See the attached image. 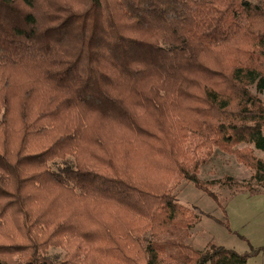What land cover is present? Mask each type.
<instances>
[{
  "label": "trees",
  "instance_id": "obj_1",
  "mask_svg": "<svg viewBox=\"0 0 264 264\" xmlns=\"http://www.w3.org/2000/svg\"><path fill=\"white\" fill-rule=\"evenodd\" d=\"M262 92L264 0H0V225L9 213L12 228L23 227L31 241L28 258L16 262L7 255L29 245L0 244V264H72L39 254L35 238L66 215L62 226L94 244L88 227L97 205L146 219L128 222L112 211L118 236L99 223L116 264L133 262L131 242L144 264H246L250 253L210 243L198 250L176 242L168 255L143 229L199 222L203 213L172 194L180 178L225 213L213 182L197 175L214 148L253 170L237 190L264 192V160L251 150H264ZM101 123L125 129L130 140L111 143L110 152ZM154 130L165 142H145ZM80 142L97 146L88 147L90 159L107 172L80 160ZM142 146L154 166L146 178L131 172ZM220 183L237 185L231 176Z\"/></svg>",
  "mask_w": 264,
  "mask_h": 264
},
{
  "label": "rangeland",
  "instance_id": "obj_2",
  "mask_svg": "<svg viewBox=\"0 0 264 264\" xmlns=\"http://www.w3.org/2000/svg\"><path fill=\"white\" fill-rule=\"evenodd\" d=\"M23 80L21 74L15 76V82H23L22 84H24L26 81ZM26 85L27 84L24 86ZM251 90L254 92V88H251ZM259 96L264 101V92L259 94ZM101 125L103 126V135H106L110 139L106 145L110 152L112 150L111 143L117 144L120 148L119 144H123V137L130 140V137L122 132L125 131V129L122 128V130H119L116 126L112 127L113 123H101ZM93 127H96V123L93 124ZM59 133H61V131L56 130V135ZM154 134L153 137L146 136V138H144L145 142L154 143V146H156L155 143L159 144L165 142L164 140L161 142L156 141L157 137H162L157 130H154ZM104 142H106V138ZM84 144L82 142L79 144V146H83V152L80 153V160L85 163L90 162L92 166L95 165V167L101 168L103 171L105 170V172H107L108 166L106 164H98L95 162V159H90L92 152L89 148L98 150L97 146ZM164 145L162 146L164 147ZM243 147H246V145L239 144L237 146V148L240 149ZM248 147L252 148L251 145H248ZM116 150L118 151V156L123 157L119 153V149L116 148ZM150 150V147L142 146L141 149L139 148L136 151V154L144 153L140 158L131 157V164H134L131 172L135 174L142 173V176L145 177L144 175L149 176L154 171L151 157L147 155V152H150ZM251 150L254 155L264 160V150H256L253 148ZM94 158H98V160H102V162L105 163L110 162L106 160V155L104 153L100 156L97 152ZM128 159L129 158L124 159V161L127 163ZM116 161L121 162V159L117 158ZM252 173L253 170L240 163L234 155L214 148L210 159L199 167L197 175L201 180L213 182V184L211 183V189L218 193L221 204L224 206L225 213L217 207L210 196L202 190L197 189L191 182L180 178L175 182V185L172 186V194L177 201L185 207L193 210L196 209L195 212L198 214H200V212L203 213V215L200 216L199 222L192 227H185L182 222L177 220L173 223L161 224L159 227L155 226V228L152 229L144 228V235L150 239V242L161 244L164 252L168 255H174L176 253V242L187 244L198 250L205 249L208 245L213 244L233 249L239 253H250V257L247 259L246 264H264V251L260 250L257 253L252 251V249L256 251L258 247H264V192L250 194L244 190H237L239 189L238 185L243 181H247ZM227 176H231L234 181L237 182V185L232 189L220 183V181H223ZM9 182L10 184L6 186L12 191L15 181L10 178ZM166 184V186L169 187L170 176L167 177ZM112 211L121 213L122 217L128 222H134L135 218L142 220L132 211L122 209L121 207L105 205L94 206L95 225L93 227H88V229L95 228L94 235L96 237L93 239L95 243L89 244L90 242L83 241L82 237L74 236L77 233L75 230L76 227L72 230V227L66 229L68 226H62L61 218H64L66 215L56 217L51 224H47L45 227L41 226L45 231L42 236H37V239L34 237L36 240L35 243L39 245L38 253L56 258L58 257L59 260L66 259L72 264H116L115 258L112 259L111 255H109L106 250L107 245L105 246L100 240L106 235V231L110 232L112 230V232L118 236L116 226H119V223L117 222L118 219H113ZM122 212L128 214L125 215V213L123 214ZM88 215L90 216V213ZM7 217L8 222L6 223L4 221V223L0 225V237H4L0 238V244L18 243V245H20L19 248L28 244L29 248L7 255L8 258H12L14 262H16L15 259L21 257L28 258L31 252V241L27 239V234L23 227L13 225L12 228L9 213H7ZM15 217L17 218L16 215ZM123 218L120 217L121 220H124ZM143 220L145 221L146 219ZM1 221L3 222V220ZM221 221L227 222V226L222 224ZM99 223L107 227L104 228L106 231L103 230V227L99 226ZM143 225H146V223ZM50 230L53 231V235L47 238ZM127 247L130 250L133 261L130 263L144 264L138 246L131 242Z\"/></svg>",
  "mask_w": 264,
  "mask_h": 264
}]
</instances>
